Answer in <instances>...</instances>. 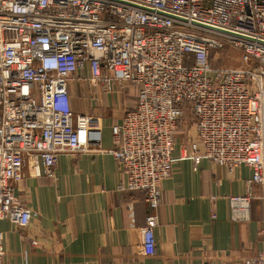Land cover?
<instances>
[{
	"label": "built area",
	"instance_id": "1",
	"mask_svg": "<svg viewBox=\"0 0 264 264\" xmlns=\"http://www.w3.org/2000/svg\"><path fill=\"white\" fill-rule=\"evenodd\" d=\"M222 46L239 54V69L210 68V50ZM71 83H88L92 104L96 89L137 88L111 149L72 112ZM187 114L194 140L178 143ZM176 149L194 168L206 160L229 174L250 170L246 193L229 198L232 221L249 219L255 187L264 206V0H0V221L22 231L38 217L16 194L25 166L52 179L62 155L106 153L117 191L146 194L141 246L153 256ZM3 242L0 232V264ZM233 264H264V248Z\"/></svg>",
	"mask_w": 264,
	"mask_h": 264
},
{
	"label": "crops",
	"instance_id": "2",
	"mask_svg": "<svg viewBox=\"0 0 264 264\" xmlns=\"http://www.w3.org/2000/svg\"><path fill=\"white\" fill-rule=\"evenodd\" d=\"M69 95L72 112L102 130L101 147L111 149V128L136 99L122 96L111 111L109 95L89 102L88 83H71ZM173 159L172 176L160 186L153 256L141 246L140 229L152 213L146 194L117 191L116 161L92 151L60 156L52 179L33 178L24 167L16 194L38 217L22 231L0 221L3 264H233L255 257L264 248L260 189L248 220L232 221L229 207L230 197L246 193L250 170L229 174L206 160L194 168L178 149Z\"/></svg>",
	"mask_w": 264,
	"mask_h": 264
},
{
	"label": "rangeland",
	"instance_id": "3",
	"mask_svg": "<svg viewBox=\"0 0 264 264\" xmlns=\"http://www.w3.org/2000/svg\"><path fill=\"white\" fill-rule=\"evenodd\" d=\"M209 65L213 71L219 72L220 74L232 69H239L240 68L239 54L236 52V50L228 46H222L221 48H212L210 50V55H209ZM120 89L121 91H116L113 94H108L109 99L108 101H106L107 102L106 107L108 109L111 108V111L115 109V105L117 104V101L122 96L123 97L125 96V98L129 100V102H133V100H135L136 92L131 86L124 84V86L120 87ZM93 92L95 93V90ZM101 96L102 93L98 90V95H97L98 99L101 98ZM129 106L131 107L130 104ZM194 136H195L194 126L191 119V115L187 114V116L184 119H182V121L179 122L178 124V133L176 139L178 143L182 141H193Z\"/></svg>",
	"mask_w": 264,
	"mask_h": 264
},
{
	"label": "trees",
	"instance_id": "4",
	"mask_svg": "<svg viewBox=\"0 0 264 264\" xmlns=\"http://www.w3.org/2000/svg\"><path fill=\"white\" fill-rule=\"evenodd\" d=\"M131 87L135 90V92H136V97H137V88H136L135 86H131ZM136 97H135V99H137Z\"/></svg>",
	"mask_w": 264,
	"mask_h": 264
}]
</instances>
